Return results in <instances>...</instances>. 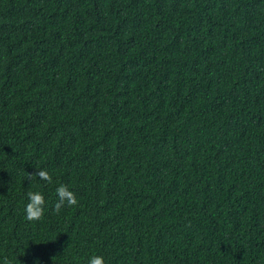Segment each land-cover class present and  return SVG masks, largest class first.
<instances>
[{
	"label": "trees",
	"instance_id": "obj_1",
	"mask_svg": "<svg viewBox=\"0 0 264 264\" xmlns=\"http://www.w3.org/2000/svg\"><path fill=\"white\" fill-rule=\"evenodd\" d=\"M93 255L264 264V0H0V264Z\"/></svg>",
	"mask_w": 264,
	"mask_h": 264
},
{
	"label": "clouds",
	"instance_id": "obj_2",
	"mask_svg": "<svg viewBox=\"0 0 264 264\" xmlns=\"http://www.w3.org/2000/svg\"><path fill=\"white\" fill-rule=\"evenodd\" d=\"M29 178H39L42 181L48 183L52 182V177L46 169L36 170L33 174H28ZM28 198V203L25 207V218L28 221H39L44 216V195L41 192L28 191L26 193ZM57 202L54 205V211L59 213L61 209L67 204V206L72 207L77 205L78 201L76 195L70 188L65 184H60L56 189ZM5 264L8 261L5 260ZM39 264V262H37ZM88 264H105V259L101 255H93L89 258Z\"/></svg>",
	"mask_w": 264,
	"mask_h": 264
}]
</instances>
